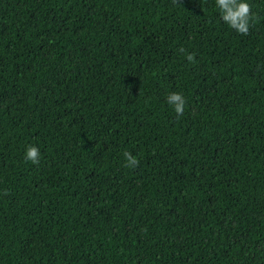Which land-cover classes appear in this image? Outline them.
I'll return each instance as SVG.
<instances>
[{"label": "trees", "instance_id": "1", "mask_svg": "<svg viewBox=\"0 0 264 264\" xmlns=\"http://www.w3.org/2000/svg\"><path fill=\"white\" fill-rule=\"evenodd\" d=\"M250 3L239 34L214 0H0V264H264Z\"/></svg>", "mask_w": 264, "mask_h": 264}, {"label": "clouds", "instance_id": "2", "mask_svg": "<svg viewBox=\"0 0 264 264\" xmlns=\"http://www.w3.org/2000/svg\"><path fill=\"white\" fill-rule=\"evenodd\" d=\"M213 8L218 13L219 19L230 29H233L239 34H247L250 21L255 15L250 10V0H214ZM180 51H183V49H180ZM186 59L191 61L193 59L192 53H188ZM165 102L177 116L183 113L186 105L185 97L180 91L168 92L165 96ZM23 155L25 160L37 164L42 155V151L37 144L29 143L25 145ZM122 156L124 161H126L127 167L135 168L137 166L138 158L136 155L125 150Z\"/></svg>", "mask_w": 264, "mask_h": 264}]
</instances>
